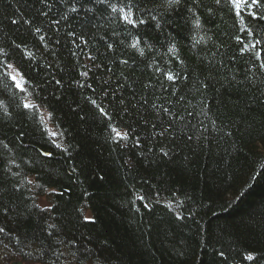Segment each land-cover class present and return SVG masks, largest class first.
<instances>
[{"label": "trees", "instance_id": "1", "mask_svg": "<svg viewBox=\"0 0 264 264\" xmlns=\"http://www.w3.org/2000/svg\"><path fill=\"white\" fill-rule=\"evenodd\" d=\"M163 4L0 0V264H264V20Z\"/></svg>", "mask_w": 264, "mask_h": 264}, {"label": "snow or ice", "instance_id": "2", "mask_svg": "<svg viewBox=\"0 0 264 264\" xmlns=\"http://www.w3.org/2000/svg\"><path fill=\"white\" fill-rule=\"evenodd\" d=\"M99 3L103 4L105 2V0H98ZM195 2V0H194ZM216 4H220L221 0H215ZM228 3L232 4L235 6V11L237 15H242V11L240 10V5L243 3L245 8H252L253 11H251L249 13V15L251 16L252 19H259V20H264V15H258L257 12L255 11V9H258L260 7H262V0H227ZM183 3V0H164V4L163 7L165 8L166 11H172L175 9H178L179 6ZM73 12H76L77 9L76 8H72L71 9ZM87 11H92V9H87ZM112 11L116 12L117 8L116 7H112ZM190 12H192V9H189ZM119 12L121 13L120 19H122L126 24L131 25L132 28H138L140 25H145L148 23V20L142 19V18H137L135 17L134 14H130L126 11L125 8H120ZM150 19L152 21L155 22V28L156 29H162V24L161 21L159 19H157V17L155 15H150ZM13 24L17 23L15 20L12 21ZM193 26H194V30H200L202 25H201V21L199 19V17H197L195 20L192 21ZM36 31H40L39 29H36ZM41 39H43V37H41ZM194 40V44L193 46H195L196 44H199L201 42V39H203L202 37L200 39H197L196 37L192 38ZM237 40L239 41V37H237ZM147 44V42H145ZM260 43L259 41H257V44ZM140 44V40L139 38L135 39V42L131 45L134 48H138ZM109 47H111V45H109ZM148 47H151V45H148ZM172 47H175V45H173ZM245 47L247 48L248 45H245ZM252 47H255V45H252ZM141 55H143V50L141 49ZM256 55L259 57L262 55V53H256ZM9 68L12 67V65H8ZM260 68L264 69V63L260 64ZM11 79L13 81H16V76H12ZM166 79L169 81H172L173 83L175 82L176 77H174L171 74H166ZM186 79V77H185ZM57 83H59V81H57ZM16 87L18 89L23 90L22 85L17 82L16 83ZM93 104H95V101H92ZM25 108H28V105L24 106ZM101 113L104 112L103 109H100ZM113 131H115V129H113ZM117 136H119V134L117 133ZM126 137V134H125ZM42 155L44 156H52L51 152H44L42 153ZM165 155H167V153H165ZM141 200H144L145 197H140ZM145 208L148 207L147 204L143 205ZM86 219H91V218H86ZM3 229H0V232H2ZM224 252H220V256L224 257ZM246 260L251 261L254 259L253 255L251 253L247 254L245 257Z\"/></svg>", "mask_w": 264, "mask_h": 264}, {"label": "bare ground", "instance_id": "3", "mask_svg": "<svg viewBox=\"0 0 264 264\" xmlns=\"http://www.w3.org/2000/svg\"><path fill=\"white\" fill-rule=\"evenodd\" d=\"M233 7L235 8V6L233 5ZM10 65H12V64H10ZM13 66V65H12ZM14 67V66H13ZM25 88V87H24ZM22 94H23V97L25 96V97H27L26 96V93L25 92H22ZM27 100V99H26ZM30 105H29V107H32L33 105H35L34 103L32 104L31 102L29 103ZM48 111H47V109H45V108H43V109H41L39 112H38V115H40V117H43L46 113H47ZM48 117V116H47ZM52 126H51V124H50V121H49V117L46 119V122L44 123V125H43V129H45V130H47V132H48V134H50V135H54V133H55V131H52ZM119 136L120 135H122L123 134V132H120L119 131ZM57 137H58V135H57ZM42 200H45V199H43V198H41V200L40 201H42Z\"/></svg>", "mask_w": 264, "mask_h": 264}, {"label": "rangeland", "instance_id": "4", "mask_svg": "<svg viewBox=\"0 0 264 264\" xmlns=\"http://www.w3.org/2000/svg\"><path fill=\"white\" fill-rule=\"evenodd\" d=\"M7 72L9 74V76H16V81H13L15 86H16V83L19 82L21 85H23L22 83V77L19 75L18 73V70L16 68H14L13 66L11 68H7ZM30 105V104H29ZM45 121L46 119L48 118L47 117V114H45L43 117H42Z\"/></svg>", "mask_w": 264, "mask_h": 264}, {"label": "water", "instance_id": "5", "mask_svg": "<svg viewBox=\"0 0 264 264\" xmlns=\"http://www.w3.org/2000/svg\"><path fill=\"white\" fill-rule=\"evenodd\" d=\"M10 264H25V263H23L21 260H17V261L11 262ZM31 264H35V263H31Z\"/></svg>", "mask_w": 264, "mask_h": 264}]
</instances>
